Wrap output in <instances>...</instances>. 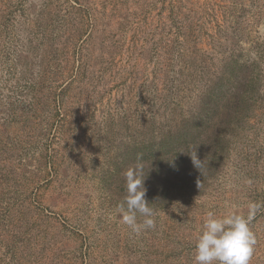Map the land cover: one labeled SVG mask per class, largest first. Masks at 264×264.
I'll return each instance as SVG.
<instances>
[{
    "label": "rangeland",
    "instance_id": "rangeland-1",
    "mask_svg": "<svg viewBox=\"0 0 264 264\" xmlns=\"http://www.w3.org/2000/svg\"><path fill=\"white\" fill-rule=\"evenodd\" d=\"M252 203L264 264V0H0V264H194L207 215Z\"/></svg>",
    "mask_w": 264,
    "mask_h": 264
},
{
    "label": "clouds",
    "instance_id": "clouds-1",
    "mask_svg": "<svg viewBox=\"0 0 264 264\" xmlns=\"http://www.w3.org/2000/svg\"><path fill=\"white\" fill-rule=\"evenodd\" d=\"M189 156L193 167L200 172L203 161L195 153ZM169 163L176 167L175 160ZM123 176L126 195L117 205L116 212L124 225L140 235L155 228L154 209L145 198L144 162L138 159L124 171ZM258 207L255 203L249 204L247 217L233 212L218 218L209 213L197 239L194 264H249L256 243L249 224ZM138 214L144 217L142 222H138Z\"/></svg>",
    "mask_w": 264,
    "mask_h": 264
},
{
    "label": "trees",
    "instance_id": "trees-1",
    "mask_svg": "<svg viewBox=\"0 0 264 264\" xmlns=\"http://www.w3.org/2000/svg\"><path fill=\"white\" fill-rule=\"evenodd\" d=\"M161 146L164 148L165 143H162ZM157 149H154V147L147 146L141 149L140 151V160L144 161H150L155 160L156 163H161L163 159L167 156V153L162 149L156 151ZM164 151V152H163ZM159 152V153H156Z\"/></svg>",
    "mask_w": 264,
    "mask_h": 264
}]
</instances>
